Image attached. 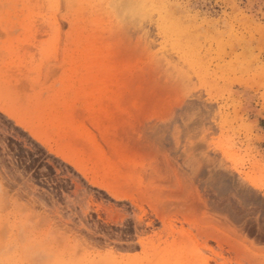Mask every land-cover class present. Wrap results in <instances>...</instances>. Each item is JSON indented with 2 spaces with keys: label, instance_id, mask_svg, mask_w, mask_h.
<instances>
[{
  "label": "rangeland",
  "instance_id": "374dc122",
  "mask_svg": "<svg viewBox=\"0 0 264 264\" xmlns=\"http://www.w3.org/2000/svg\"><path fill=\"white\" fill-rule=\"evenodd\" d=\"M90 1L128 66L124 93L111 115L84 111L65 5L58 51L39 35L31 73L6 65L17 101L0 84V264H264V0ZM34 89L75 102L104 152L129 159L127 198L29 119Z\"/></svg>",
  "mask_w": 264,
  "mask_h": 264
},
{
  "label": "bare ground",
  "instance_id": "6f19581e",
  "mask_svg": "<svg viewBox=\"0 0 264 264\" xmlns=\"http://www.w3.org/2000/svg\"><path fill=\"white\" fill-rule=\"evenodd\" d=\"M74 1L79 4V7L78 10L73 11ZM90 2V0H0V32L2 34L0 40L5 38L0 41V84L4 85V87H0L3 88L4 100L17 101L13 93L14 89L10 85L9 76L4 70L8 63L14 62L16 66L28 67V71L30 68L33 70L38 62L35 61L32 48L34 44H38L37 37L43 34L49 39L46 41L40 39V45L37 46L45 53L58 51L61 42L58 15L60 8L65 5L72 13L70 20L73 26L71 36L67 39L66 50L69 54L68 57L75 65L73 66L75 72L79 73L81 70L80 79H78L80 87L76 93L82 98L84 111L89 115L93 116L96 113L108 115L110 111L112 112L111 104L115 103L113 104L115 107L118 101H121L119 99L124 93V87H126L124 71L128 66L125 68V64L120 62L114 51L116 49L114 43L110 41L109 37H105L103 33L105 30L104 20L92 18L94 12H89ZM92 4L95 8V4ZM16 30L18 33L14 35ZM45 35L44 37H46ZM32 73L35 75V71ZM75 75L77 74L75 73ZM36 79L34 78V80ZM71 86L73 87L72 84ZM71 93L73 94V92ZM33 95L34 102L22 106L29 119L34 121L42 131H52L55 138L62 142H68L69 151L75 156L86 155L87 157L88 154L91 158L97 159L95 166L97 171H95L100 181L111 179L110 191L120 198H127L128 194L124 187L136 179L138 183L140 179L139 175L130 174L129 171L122 169L120 164L128 158L124 162L122 160L119 162L120 157L114 159L106 151L105 154L103 150L105 148L98 141L97 135L91 132L86 121L78 118L75 102L62 104L58 101H43L39 98L40 92L36 89L33 90ZM78 138L81 143L76 145L74 140ZM118 153L122 155L121 151ZM135 163L134 161L133 164ZM138 245L144 248L146 239L139 237Z\"/></svg>",
  "mask_w": 264,
  "mask_h": 264
}]
</instances>
